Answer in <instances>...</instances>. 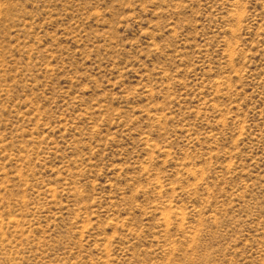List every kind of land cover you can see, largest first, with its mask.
Listing matches in <instances>:
<instances>
[{"label": "rangeland", "instance_id": "rangeland-1", "mask_svg": "<svg viewBox=\"0 0 264 264\" xmlns=\"http://www.w3.org/2000/svg\"><path fill=\"white\" fill-rule=\"evenodd\" d=\"M0 264H264V0H0Z\"/></svg>", "mask_w": 264, "mask_h": 264}]
</instances>
